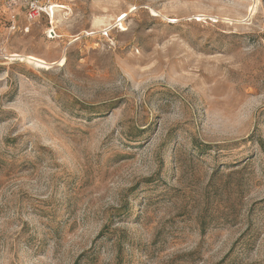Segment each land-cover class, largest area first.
Here are the masks:
<instances>
[{
    "label": "rangeland",
    "instance_id": "374dc122",
    "mask_svg": "<svg viewBox=\"0 0 264 264\" xmlns=\"http://www.w3.org/2000/svg\"><path fill=\"white\" fill-rule=\"evenodd\" d=\"M7 1L0 264H264V0Z\"/></svg>",
    "mask_w": 264,
    "mask_h": 264
},
{
    "label": "built area",
    "instance_id": "2783aa9c",
    "mask_svg": "<svg viewBox=\"0 0 264 264\" xmlns=\"http://www.w3.org/2000/svg\"><path fill=\"white\" fill-rule=\"evenodd\" d=\"M56 7L51 0H8L7 10L12 17L13 29L15 30L16 21L21 16L25 15L28 22H35L43 17L49 18L52 22L55 17ZM53 35L56 31L52 30ZM52 37V36H51Z\"/></svg>",
    "mask_w": 264,
    "mask_h": 264
},
{
    "label": "bare ground",
    "instance_id": "6f19581e",
    "mask_svg": "<svg viewBox=\"0 0 264 264\" xmlns=\"http://www.w3.org/2000/svg\"><path fill=\"white\" fill-rule=\"evenodd\" d=\"M22 60H24V59H22ZM27 61L30 62V63L34 62L37 65H39L40 67H42V68H47L48 65H49V63H47L44 60H42V59H40L38 57H35V56H29V57H27ZM64 62H65L64 59L61 60V62H60L61 65H63Z\"/></svg>",
    "mask_w": 264,
    "mask_h": 264
}]
</instances>
